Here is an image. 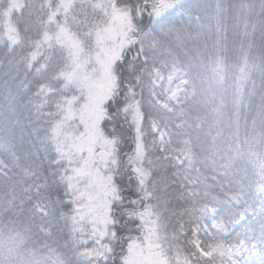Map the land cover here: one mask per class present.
Returning a JSON list of instances; mask_svg holds the SVG:
<instances>
[{
  "label": "snow or ice",
  "instance_id": "1",
  "mask_svg": "<svg viewBox=\"0 0 264 264\" xmlns=\"http://www.w3.org/2000/svg\"><path fill=\"white\" fill-rule=\"evenodd\" d=\"M58 16L96 88L80 94L78 157L43 128L28 182L0 197L31 246L20 264H128L133 245L166 264H264V5L84 0Z\"/></svg>",
  "mask_w": 264,
  "mask_h": 264
},
{
  "label": "trees",
  "instance_id": "2",
  "mask_svg": "<svg viewBox=\"0 0 264 264\" xmlns=\"http://www.w3.org/2000/svg\"><path fill=\"white\" fill-rule=\"evenodd\" d=\"M83 2L0 0V165L3 166L0 197L11 198L28 182L33 154L40 150L38 135H43V128L49 129L53 154L62 153V159H76L83 147L82 135L77 134L78 122L82 118L81 105L69 107V100L82 94L80 83L72 72L76 60L84 61L86 54L71 33L78 45V58L73 49L57 43L60 30L48 19L51 12L59 8L61 16L55 19L62 23L63 14L74 15ZM247 2L254 4L257 12L264 5V0ZM183 19L179 17L178 22ZM237 23L241 30L252 31V19L241 15ZM193 46H202V42L193 40L189 47ZM236 63L243 66V57ZM41 83L45 90L33 96L35 86ZM42 103L41 110L51 115L38 118V106ZM87 116L96 119L94 111ZM9 216L12 214L0 218V227L6 229V234L0 238V264H20L31 246L11 231L17 225L9 224ZM134 247L131 246L129 254Z\"/></svg>",
  "mask_w": 264,
  "mask_h": 264
},
{
  "label": "rangeland",
  "instance_id": "3",
  "mask_svg": "<svg viewBox=\"0 0 264 264\" xmlns=\"http://www.w3.org/2000/svg\"><path fill=\"white\" fill-rule=\"evenodd\" d=\"M57 43H61L64 46H67L69 49H73L74 55L77 54L78 58V45L70 33L66 30L58 33ZM74 78H77L80 86L82 88V93H91L92 90L96 88V85L93 81L89 80L85 72L84 61L77 59L75 63V68L72 72ZM91 99V96H89ZM80 100V95H74L69 100V107H75V105L80 104L79 112L81 111V117L85 115V105L78 103ZM93 112L91 109L87 110V115ZM74 115V114H73ZM3 166L0 165V171H2ZM235 259L241 260V256H236ZM128 264H166V260L162 255L161 251H157L155 248H148L146 251L140 250L138 245H135L134 249L130 252L128 257Z\"/></svg>",
  "mask_w": 264,
  "mask_h": 264
}]
</instances>
